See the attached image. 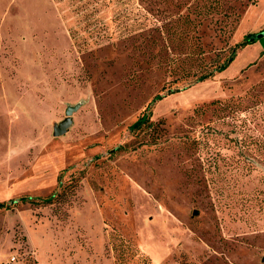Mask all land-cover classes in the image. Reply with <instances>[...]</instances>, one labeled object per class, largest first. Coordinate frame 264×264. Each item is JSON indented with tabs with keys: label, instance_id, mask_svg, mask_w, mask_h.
Wrapping results in <instances>:
<instances>
[{
	"label": "rangeland",
	"instance_id": "1",
	"mask_svg": "<svg viewBox=\"0 0 264 264\" xmlns=\"http://www.w3.org/2000/svg\"><path fill=\"white\" fill-rule=\"evenodd\" d=\"M106 2L0 0V264H264V0Z\"/></svg>",
	"mask_w": 264,
	"mask_h": 264
},
{
	"label": "trees",
	"instance_id": "2",
	"mask_svg": "<svg viewBox=\"0 0 264 264\" xmlns=\"http://www.w3.org/2000/svg\"><path fill=\"white\" fill-rule=\"evenodd\" d=\"M58 3H66V5L69 6V8L71 9V11L73 13L76 14L77 17L81 18V23L83 22H91L92 25L96 24L99 21V13L101 12V9L103 7H106V0H55ZM91 30V29H90ZM71 38L75 41V43L79 46H87L89 40L95 39L96 41L94 42H98L101 41L102 39L106 38V32H102V31H97L96 29H92L91 31H87L85 29V27H81L80 30L74 29L73 27H71L69 29ZM83 32V33H82ZM87 35L89 37H87ZM258 35V34H257ZM255 35H248L244 38V41L238 45L236 47V49L243 47L245 45L251 44L259 39H256L255 37L257 36ZM235 51H234V55H235ZM234 55L227 61V63H225L224 65H222L221 67L218 68L217 72H222L225 69H227L229 67V65L234 61ZM213 74H209V75H205L203 77V80L209 78L210 76H212ZM3 205H0V208H2Z\"/></svg>",
	"mask_w": 264,
	"mask_h": 264
},
{
	"label": "water",
	"instance_id": "3",
	"mask_svg": "<svg viewBox=\"0 0 264 264\" xmlns=\"http://www.w3.org/2000/svg\"><path fill=\"white\" fill-rule=\"evenodd\" d=\"M261 34H264V31L259 33L255 38L258 39L257 37L260 36ZM73 111L69 110L67 111V119L63 123H61L58 127L54 129V136L55 137H61L64 136L67 132V130L72 126V117Z\"/></svg>",
	"mask_w": 264,
	"mask_h": 264
},
{
	"label": "crops",
	"instance_id": "4",
	"mask_svg": "<svg viewBox=\"0 0 264 264\" xmlns=\"http://www.w3.org/2000/svg\"><path fill=\"white\" fill-rule=\"evenodd\" d=\"M264 53V52H263Z\"/></svg>",
	"mask_w": 264,
	"mask_h": 264
}]
</instances>
